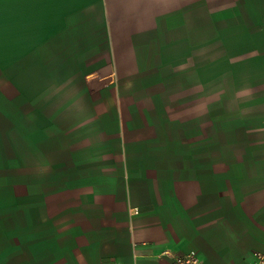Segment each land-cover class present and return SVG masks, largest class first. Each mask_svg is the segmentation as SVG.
<instances>
[{
  "label": "crops",
  "instance_id": "crops-1",
  "mask_svg": "<svg viewBox=\"0 0 264 264\" xmlns=\"http://www.w3.org/2000/svg\"><path fill=\"white\" fill-rule=\"evenodd\" d=\"M166 251L264 254V0H0V264Z\"/></svg>",
  "mask_w": 264,
  "mask_h": 264
},
{
  "label": "built area",
  "instance_id": "built-area-1",
  "mask_svg": "<svg viewBox=\"0 0 264 264\" xmlns=\"http://www.w3.org/2000/svg\"><path fill=\"white\" fill-rule=\"evenodd\" d=\"M99 77L98 72H91L90 74L86 75L85 78L95 79ZM166 256L171 258L172 264H201L198 256L194 252H189L184 255L179 254H172L170 251L164 252ZM257 264H264V254L257 255Z\"/></svg>",
  "mask_w": 264,
  "mask_h": 264
}]
</instances>
